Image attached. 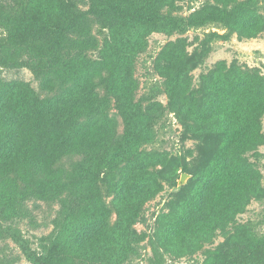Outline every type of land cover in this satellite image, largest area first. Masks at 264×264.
Masks as SVG:
<instances>
[{
  "label": "trees",
  "instance_id": "trees-1",
  "mask_svg": "<svg viewBox=\"0 0 264 264\" xmlns=\"http://www.w3.org/2000/svg\"><path fill=\"white\" fill-rule=\"evenodd\" d=\"M86 1L87 9L76 0L0 2L6 31L0 65L29 67L46 92L40 95L30 81L0 76V214L10 219L29 197L68 193L66 213L48 244L25 247L31 263L124 264L144 239L134 228L144 204L163 182L176 185L185 172L191 178L169 212L159 215L154 238L166 252L193 254L264 192L258 169L246 157L264 144V75L219 61L194 88L190 71L202 53L189 54L185 38L163 47L155 67L170 110L203 143L205 154L195 162L137 154L148 120L134 101V60L155 30L221 22L251 38L264 31V15L237 0L205 5L187 17L163 11L175 0ZM90 16L107 30L99 58L89 54L99 47ZM112 98L124 120L122 135L109 115ZM72 155L80 160L71 172L61 160ZM207 255L202 264H264V232L239 226Z\"/></svg>",
  "mask_w": 264,
  "mask_h": 264
},
{
  "label": "rangeland",
  "instance_id": "rangeland-1",
  "mask_svg": "<svg viewBox=\"0 0 264 264\" xmlns=\"http://www.w3.org/2000/svg\"><path fill=\"white\" fill-rule=\"evenodd\" d=\"M237 1L248 2L264 15V0ZM76 2L83 9L88 8L86 0H76ZM211 4L223 5V2L221 0H175L174 6H165L163 11L170 10L175 16L187 17L201 7ZM90 17L92 33L97 38L99 47L90 50L89 54L93 58H99L101 51L104 52L103 42L107 30L95 22L94 16ZM5 36L6 31L0 27V41L4 40ZM178 38L187 40L186 50L189 54L197 51L203 55L200 62L190 71L194 88H200L202 78L213 71L219 61H225L229 67L239 65L258 68L264 75V31L255 37L243 38L238 33L231 32L221 22H209L202 26L189 27L184 31L174 30L171 33L155 30L147 37L146 49L135 57L134 101L141 105L144 117L148 120L140 130L142 142L137 154L188 156L189 159L194 158L195 162H201L200 157L205 154L203 143L196 140L176 113L170 110L164 79L155 67V60L163 47L169 41ZM0 76L6 79L30 81L40 95H46L34 72L27 66L0 65ZM100 90L104 93L102 88ZM110 102L109 115L115 121L118 134L122 135L125 129L124 120L117 109L116 100L112 98ZM188 150L192 151L193 156L188 153ZM246 157L258 169L260 185L264 189V144L246 153ZM79 160L80 156L72 155L65 157L61 163L72 172ZM150 168L158 170L160 165ZM190 178L191 174L181 186L163 182L162 189L144 204L140 217L134 224V228L144 236V239L136 244L135 251L128 256L124 264H202L208 256L207 251L225 242L226 238L237 230V227L245 224L253 225L259 233L264 232V192H259L252 197L245 211L239 213L227 227L218 229L212 241L205 243L197 252L185 256L166 252L154 238L158 226L157 219L160 214L169 212L170 204L178 201L181 188L187 185ZM68 197V193L57 199L29 197L22 203L18 216L7 219L0 214V264H32L27 257L25 247L41 250L48 244L57 230L59 219L64 218L66 213L63 211L64 203L68 202ZM111 198L105 195L108 203ZM115 217L116 215L113 214L112 221Z\"/></svg>",
  "mask_w": 264,
  "mask_h": 264
},
{
  "label": "water",
  "instance_id": "water-1",
  "mask_svg": "<svg viewBox=\"0 0 264 264\" xmlns=\"http://www.w3.org/2000/svg\"><path fill=\"white\" fill-rule=\"evenodd\" d=\"M188 177H189V174L183 172L181 174V178H180V180L178 182V186H181L184 182H186V180H187Z\"/></svg>",
  "mask_w": 264,
  "mask_h": 264
}]
</instances>
